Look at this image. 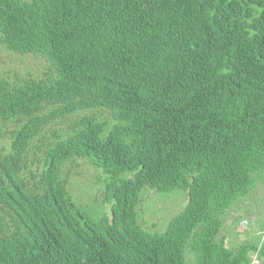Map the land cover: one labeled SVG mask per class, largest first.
I'll return each instance as SVG.
<instances>
[{
    "label": "trees",
    "instance_id": "trees-1",
    "mask_svg": "<svg viewBox=\"0 0 264 264\" xmlns=\"http://www.w3.org/2000/svg\"><path fill=\"white\" fill-rule=\"evenodd\" d=\"M0 47L45 63L0 76V264H264V207L223 234L264 182V0H0ZM146 188L187 193L163 233Z\"/></svg>",
    "mask_w": 264,
    "mask_h": 264
},
{
    "label": "rangeland",
    "instance_id": "rangeland-1",
    "mask_svg": "<svg viewBox=\"0 0 264 264\" xmlns=\"http://www.w3.org/2000/svg\"><path fill=\"white\" fill-rule=\"evenodd\" d=\"M44 64V61L40 58L20 56L0 47V76L4 75L6 71H9L10 74L16 71L21 76L27 77L31 74L32 77H38L42 74ZM52 127L54 128L55 125ZM67 169H65L66 173ZM71 170L72 177L69 179V190L74 194V197L83 204L97 199V207H101L104 212L110 214L109 206L102 204L101 180L104 178L102 173L81 159L77 160ZM80 194L87 195L88 199L82 200ZM187 202V193L174 192L167 197L146 188L142 192L141 202L137 208L138 212L140 210L139 224L152 233H163L172 218L186 207ZM263 207L264 182H259L255 192L228 214L223 226V234L228 237V247L234 248L249 237L252 228L262 219ZM239 216L244 219L239 226H236L234 222ZM245 221L248 223L246 228L242 226ZM252 262L256 264L255 258L252 259Z\"/></svg>",
    "mask_w": 264,
    "mask_h": 264
},
{
    "label": "built area",
    "instance_id": "built-area-1",
    "mask_svg": "<svg viewBox=\"0 0 264 264\" xmlns=\"http://www.w3.org/2000/svg\"><path fill=\"white\" fill-rule=\"evenodd\" d=\"M247 224H248V223H247L246 221L242 223V225H243L244 228L247 227ZM262 242H264V231L261 233V243H262ZM252 255H253L254 257L252 258V256H251V260L255 258V260H256V264H260L259 260L257 259V254L255 253V254H252ZM251 264H253L252 261H251Z\"/></svg>",
    "mask_w": 264,
    "mask_h": 264
},
{
    "label": "clouds",
    "instance_id": "clouds-1",
    "mask_svg": "<svg viewBox=\"0 0 264 264\" xmlns=\"http://www.w3.org/2000/svg\"><path fill=\"white\" fill-rule=\"evenodd\" d=\"M243 226V225H242ZM247 226H248V224H247Z\"/></svg>",
    "mask_w": 264,
    "mask_h": 264
}]
</instances>
